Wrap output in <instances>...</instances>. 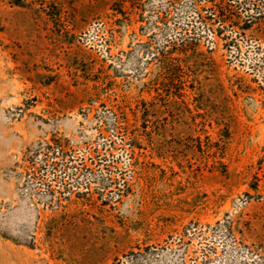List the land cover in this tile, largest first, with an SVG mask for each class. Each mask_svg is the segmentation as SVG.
<instances>
[{
    "label": "rangeland",
    "instance_id": "rangeland-1",
    "mask_svg": "<svg viewBox=\"0 0 264 264\" xmlns=\"http://www.w3.org/2000/svg\"><path fill=\"white\" fill-rule=\"evenodd\" d=\"M0 264H264V0H0Z\"/></svg>",
    "mask_w": 264,
    "mask_h": 264
},
{
    "label": "trees",
    "instance_id": "trees-1",
    "mask_svg": "<svg viewBox=\"0 0 264 264\" xmlns=\"http://www.w3.org/2000/svg\"><path fill=\"white\" fill-rule=\"evenodd\" d=\"M117 2L119 1V2H126V1H130V0H116Z\"/></svg>",
    "mask_w": 264,
    "mask_h": 264
}]
</instances>
